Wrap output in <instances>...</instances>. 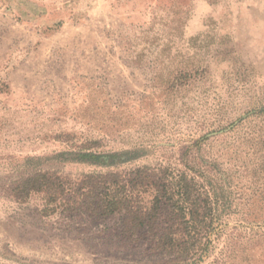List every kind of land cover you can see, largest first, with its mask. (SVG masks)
<instances>
[{"label": "rangeland", "instance_id": "obj_1", "mask_svg": "<svg viewBox=\"0 0 264 264\" xmlns=\"http://www.w3.org/2000/svg\"><path fill=\"white\" fill-rule=\"evenodd\" d=\"M198 139L242 194L188 264H264V0H0V264H169L108 235L119 214L43 217L12 190L102 171L88 142L142 150L131 168Z\"/></svg>", "mask_w": 264, "mask_h": 264}, {"label": "trees", "instance_id": "obj_2", "mask_svg": "<svg viewBox=\"0 0 264 264\" xmlns=\"http://www.w3.org/2000/svg\"><path fill=\"white\" fill-rule=\"evenodd\" d=\"M200 140L179 148L177 164L146 163L131 168L122 166L143 159L142 150L88 154L100 147L96 141L88 142L78 149L83 159L90 160L80 162L100 166L102 171L72 177L40 170L22 178L12 196L27 201L33 194L40 195L43 217L119 214L120 225L110 228L108 235L148 256L167 257L169 264H188L207 251L216 223L231 207V195L242 194L236 189L238 184H232L225 171L221 173L219 160L201 155Z\"/></svg>", "mask_w": 264, "mask_h": 264}]
</instances>
